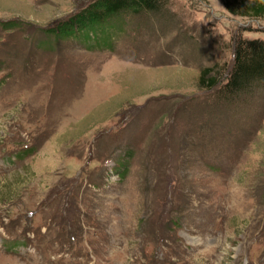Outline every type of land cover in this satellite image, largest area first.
<instances>
[{
  "label": "rangeland",
  "instance_id": "1",
  "mask_svg": "<svg viewBox=\"0 0 264 264\" xmlns=\"http://www.w3.org/2000/svg\"><path fill=\"white\" fill-rule=\"evenodd\" d=\"M93 1L0 0V264H264V85L198 86L264 19L169 0L110 51L48 35Z\"/></svg>",
  "mask_w": 264,
  "mask_h": 264
},
{
  "label": "trees",
  "instance_id": "2",
  "mask_svg": "<svg viewBox=\"0 0 264 264\" xmlns=\"http://www.w3.org/2000/svg\"><path fill=\"white\" fill-rule=\"evenodd\" d=\"M169 0H94L75 15L50 29L59 41L82 43L90 50L113 49L132 15L141 13L165 15ZM232 15L250 20L264 19V0H220ZM8 25H2L7 27ZM51 33V34H50ZM80 45V44H79ZM233 62L221 74L212 67L203 68L198 78L199 88L215 90L217 97L228 103L241 101L256 86L264 85V39H242L234 44Z\"/></svg>",
  "mask_w": 264,
  "mask_h": 264
}]
</instances>
